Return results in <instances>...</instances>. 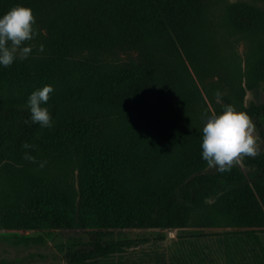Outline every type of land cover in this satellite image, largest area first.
Wrapping results in <instances>:
<instances>
[{
	"label": "crops",
	"instance_id": "0c3cea01",
	"mask_svg": "<svg viewBox=\"0 0 264 264\" xmlns=\"http://www.w3.org/2000/svg\"><path fill=\"white\" fill-rule=\"evenodd\" d=\"M35 18L37 35L29 42L33 45L30 56L59 58L54 65L108 73L121 88L110 92L109 98L125 107L107 120L66 129L62 137L66 142L106 143L107 148H78L75 168L83 177L68 188L69 193L51 186H29L27 199L39 203L0 210V230L16 231V243L22 240L34 249H46L52 239L51 251L38 254V258L45 256L44 264L81 263L67 259L65 253L81 239L84 219L97 228L101 212L115 216L116 211L129 210L135 220L151 214L148 208L94 207L92 202L160 199L173 181L161 179L156 172L209 169L202 148L178 144L202 141V128L213 111L199 88L163 87L194 85L197 80L187 61L179 58L181 50L173 36L149 30L164 24L154 5L55 4ZM130 81L139 87L125 89ZM79 125L91 127L95 133L83 135ZM105 127L107 132L98 134ZM74 128L80 136H69ZM106 172L117 176L90 179V174ZM187 213V209H179L169 227L157 228L161 235L171 233L164 239L172 245L175 264H185L184 256L188 264H264L262 210L217 207L196 218ZM63 223L70 227L65 236L57 231ZM149 229L153 228L145 227ZM61 242L66 250L59 257Z\"/></svg>",
	"mask_w": 264,
	"mask_h": 264
},
{
	"label": "trees",
	"instance_id": "16d2710c",
	"mask_svg": "<svg viewBox=\"0 0 264 264\" xmlns=\"http://www.w3.org/2000/svg\"><path fill=\"white\" fill-rule=\"evenodd\" d=\"M55 4L154 5L164 24L149 30L173 36L181 50L179 58L187 61L197 80L194 85L163 87L201 89L215 114L231 104L252 118L263 139L260 154L243 159L248 169L237 165L224 173L216 169L158 171V177L173 181L162 198L95 201L92 206L148 208L151 214L140 222L144 227H168L183 208L189 218L217 207L258 208L264 212V101L245 102L249 90L264 94V0H0V17L17 5L30 7L36 16ZM58 60L29 56L8 67L0 65V210L37 205L39 202L26 197L29 186H51L68 194V188L83 177L76 173L75 151L103 149L107 144L66 142L62 138L65 130L78 123L107 120L125 107L109 98L110 92L121 89L111 75L75 65H54ZM45 85L54 88L43 105L54 122L50 128L31 123L27 106L31 93ZM138 87L130 81L125 89ZM217 92L221 94L219 101ZM26 142L36 147L25 149ZM201 144L194 141L178 145L201 148ZM25 152L35 157V162L25 160ZM42 162L46 163L40 167ZM109 174H90V179L117 176ZM97 238L67 251L66 258L86 259L108 250L109 245Z\"/></svg>",
	"mask_w": 264,
	"mask_h": 264
},
{
	"label": "clouds",
	"instance_id": "9594fccd",
	"mask_svg": "<svg viewBox=\"0 0 264 264\" xmlns=\"http://www.w3.org/2000/svg\"><path fill=\"white\" fill-rule=\"evenodd\" d=\"M35 20L33 10L24 5L14 6L0 17V65L11 66L17 59L24 60L32 54L33 45L29 42L37 35ZM40 51H43V45H40ZM52 92L53 86L45 85L31 93L27 100L31 123L48 128L53 126L52 116L48 108L43 106L47 104ZM216 95L219 101L221 94L217 92ZM259 142L260 137L256 134L252 118L228 104L220 114L208 116L202 128V158L209 169L228 172L239 165L243 158L259 155ZM23 147L33 149L36 146L26 142ZM23 158L35 162V157L28 152H25Z\"/></svg>",
	"mask_w": 264,
	"mask_h": 264
},
{
	"label": "rangeland",
	"instance_id": "374dc122",
	"mask_svg": "<svg viewBox=\"0 0 264 264\" xmlns=\"http://www.w3.org/2000/svg\"><path fill=\"white\" fill-rule=\"evenodd\" d=\"M248 101H253L255 103L263 102V92L258 89L257 91L249 90L245 97V102L248 103ZM79 126L80 127L78 129H80L83 135L86 133V136H92L95 133L91 127ZM106 132L107 127L98 130V134ZM71 133L73 137L75 135L80 136V134L77 133L76 128L69 131V136H72ZM256 134L260 137L257 129ZM259 145L260 150H262L263 139L261 137ZM247 158L248 157H246V159ZM239 166L243 169L249 168L243 160ZM121 211L122 212L116 211L115 216H108L106 212H101L100 215H102L97 219L99 220L97 228H91L87 223L89 220L84 219L85 224L82 233L83 235L81 239L76 242L74 241L73 248L79 245H86L88 241L98 237L105 244L109 245V249L104 251L102 254L86 259H80L81 263L75 264H175L176 259L174 260L172 255V245L164 239L171 233L169 232L168 234L166 233L167 231H163L161 235V232L157 229L166 227H151L153 229L145 230V227L140 223L142 220H135L130 215L129 210ZM132 221H134V223ZM69 228V226H66V224L63 223V225L58 227L57 231L61 236H65V234L68 233ZM95 231H98L99 233L93 236ZM28 232L35 231L28 228ZM16 234V231H9L5 229L0 230V264H44L45 256L38 258V254L44 255L51 251L49 244L52 242V239L47 242L48 245L46 249H34L33 246L25 244L22 240L21 242L16 243L17 239L14 237ZM61 245V248L59 247V257H62L61 254H63L66 250L65 242H61ZM155 245L158 246L155 247ZM38 250L42 251V253H37ZM184 258L185 264H188V257L184 256Z\"/></svg>",
	"mask_w": 264,
	"mask_h": 264
}]
</instances>
